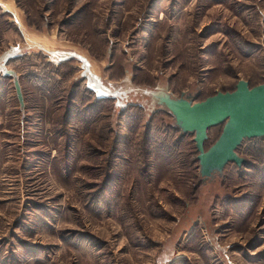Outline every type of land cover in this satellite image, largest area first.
<instances>
[{"label": "rangeland", "instance_id": "374dc122", "mask_svg": "<svg viewBox=\"0 0 264 264\" xmlns=\"http://www.w3.org/2000/svg\"><path fill=\"white\" fill-rule=\"evenodd\" d=\"M239 80L264 0H0V264H264V138L203 178L157 101Z\"/></svg>", "mask_w": 264, "mask_h": 264}, {"label": "water", "instance_id": "95a60500", "mask_svg": "<svg viewBox=\"0 0 264 264\" xmlns=\"http://www.w3.org/2000/svg\"><path fill=\"white\" fill-rule=\"evenodd\" d=\"M14 87L22 105L18 81ZM157 101L183 135H193L199 174L203 178L221 174L230 163L240 168L246 163L237 153L242 142L264 138V83L250 88L248 82L239 80L234 91L218 92L200 102L184 94L174 99L165 92L157 95ZM217 126H222L221 133L205 150L208 131Z\"/></svg>", "mask_w": 264, "mask_h": 264}, {"label": "trees", "instance_id": "16d2710c", "mask_svg": "<svg viewBox=\"0 0 264 264\" xmlns=\"http://www.w3.org/2000/svg\"><path fill=\"white\" fill-rule=\"evenodd\" d=\"M250 87V86H249ZM250 88H252V87H250ZM235 90V89H234ZM233 90V91H234ZM223 93H225V92H223ZM213 96V95H212ZM211 97V96H210ZM208 98V97H207ZM205 100V99H204ZM201 101H203V100H201ZM200 102V101H199ZM209 132V131H208ZM210 147V146H209ZM209 147H206V145L204 146V148H205V150H207ZM196 152V151H195ZM196 154H198L197 152H196Z\"/></svg>", "mask_w": 264, "mask_h": 264}, {"label": "crops", "instance_id": "0c3cea01", "mask_svg": "<svg viewBox=\"0 0 264 264\" xmlns=\"http://www.w3.org/2000/svg\"><path fill=\"white\" fill-rule=\"evenodd\" d=\"M8 11L10 12V13L8 12L10 15H14L15 14V11L14 10L13 11L8 10ZM20 25L23 26V24H20Z\"/></svg>", "mask_w": 264, "mask_h": 264}]
</instances>
